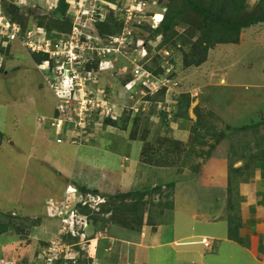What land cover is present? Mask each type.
Instances as JSON below:
<instances>
[{
	"label": "rangeland",
	"instance_id": "1",
	"mask_svg": "<svg viewBox=\"0 0 264 264\" xmlns=\"http://www.w3.org/2000/svg\"><path fill=\"white\" fill-rule=\"evenodd\" d=\"M47 1L54 5L45 4L44 0H21L20 3H25V6L19 8L23 9L22 12L26 15H23L24 24H32L35 20H42L46 24L44 17L52 16L55 12L53 6L56 5L55 0ZM65 1L69 5L70 17L74 13L73 18L76 19L75 16H78L80 11L87 13L89 8L93 7L95 13L92 22L106 20L104 23H108V17H112V22L116 23L115 26L110 22L108 30L103 33L96 27L92 31L86 25L88 22L85 21L84 15L82 23L85 21L86 26L77 28L78 33L97 37L95 40L83 36L88 41V44L84 45L86 48L91 47L90 51L96 50L98 56L94 54L93 62L101 55V67L105 68L86 82L91 90L93 87L97 89L96 97H107V102L110 103V97L114 96L113 100L117 98V102L111 103L112 111L109 117L115 122L116 129L125 131V139L106 135L101 137L100 144L108 146L111 152L118 150L121 154H126L131 160L125 145L130 140L138 141L141 146V167L151 172L146 175L148 181L143 185L138 182L136 187L121 192H106L103 195L97 193L99 190L89 191L93 200L103 198L105 202L99 205L98 212L90 208L88 210L100 213L103 207L104 211L111 212V222H108L110 225L105 226L103 230L99 227L95 230L103 231L104 234L102 237L98 235L91 238V241L93 238H99L98 245L93 244V248L85 252L84 261L76 244H81L87 249L83 244L86 241L68 234L54 242L59 222L50 215L47 201L63 200L65 189L61 196L55 194L59 193L56 190L67 182L74 185L73 182L79 181V170L70 175L69 171L78 163L77 156L88 148L72 145L62 136L55 135L50 123L53 116L58 115V98L54 96V91L48 88L41 71L35 66L36 62L30 57L31 53L29 55L17 41H9L8 47L4 46L0 38V134H3L2 138L0 137V222L7 223L8 229H11L7 234L0 236L2 264H32L34 259L40 257L41 251L44 252L49 246L50 241L55 243L54 264H101L97 256L100 241L109 240L111 245L118 240L116 238L120 237L122 232L135 235L144 227H148L149 222L156 224L158 220L164 223L169 220L175 223L179 219L174 217L172 202L175 201V192L171 193L172 199L171 196L162 198L163 202L172 203L171 209L165 210L158 206V192L151 191L154 187L161 186V190L166 192L165 184L170 181L187 182L194 173L195 166L205 162L206 158L201 157L208 154L209 144L206 137L211 134V140L217 141L219 129L227 130L233 136L226 141V153L240 149L249 154L250 148L254 147L259 156H264V25L256 24L244 29L237 44L216 43L201 53L198 46L201 35L200 16L188 5L182 7V0H149L141 11L143 13L135 11L130 4L131 0ZM195 1L205 9H208L212 2ZM34 2L37 6L26 7ZM246 4L247 11L254 9L255 12H264V0H246ZM125 8L126 11H122ZM154 13H161L164 19L162 28L164 24L169 23L168 30L153 31L147 15ZM96 14L98 18L95 17ZM73 18L70 19L71 27L75 22ZM42 32L56 33L44 29L40 30L39 34H43ZM66 34L70 39L72 31ZM2 35L5 36L0 31V36ZM114 50L120 51V55L114 59L120 63L117 72L124 70V74L120 73L118 76L114 71L115 67H110V60L116 55L113 54ZM93 64V70H96L95 63ZM135 65L144 69V76H131ZM90 66L89 63L86 66L80 61L78 67L81 69L77 72L83 74V69ZM196 94L197 99H193ZM183 95L185 97L181 98ZM215 104L219 107L213 108ZM230 106H234L240 114L233 118L237 119L234 125L244 124L238 129L233 127L231 130L230 126H227L226 115ZM197 119L206 129H212L211 133L203 138L204 143L191 144V126ZM100 126L97 124L96 130L102 129L104 123ZM123 126L127 127L126 130L122 129ZM239 136L242 138H237ZM58 137L63 141L57 143ZM143 145L148 148L147 152L151 158L142 161L140 156ZM92 151L101 152L99 149ZM227 157H230L228 170L236 168L233 160L237 158V154L229 153ZM181 158L186 164H182L184 161H180ZM119 162L120 160L115 162V169ZM258 162L262 164L264 159L261 158ZM58 169L61 174L57 173ZM66 175H69L68 178ZM80 184L76 182L75 185H79L76 187L80 190L85 189L81 187L82 183ZM194 185L193 182L188 183L183 187L186 192H181V195L192 201L193 205L197 204L200 209H205V202L198 199L202 197L198 195ZM118 187L116 185L113 190L123 189L122 185ZM87 188L93 189L89 186ZM180 188L178 187V194ZM218 192L223 196L222 188H218ZM140 198L142 201L137 202ZM147 200L151 203L144 205L143 202ZM130 205L134 214H128V219H125L122 214ZM187 210L188 208H184L182 212H178V217L189 221L188 215H185ZM6 214L10 217L3 216ZM100 214L104 217L109 215L103 212ZM135 214L143 216L142 228L139 230L134 229L136 222L130 223ZM123 221L126 226H121ZM167 227L169 229L168 225ZM110 245L107 247L109 253L113 251ZM158 253L163 254V250L159 249Z\"/></svg>",
	"mask_w": 264,
	"mask_h": 264
},
{
	"label": "crops",
	"instance_id": "2",
	"mask_svg": "<svg viewBox=\"0 0 264 264\" xmlns=\"http://www.w3.org/2000/svg\"><path fill=\"white\" fill-rule=\"evenodd\" d=\"M113 97H110L111 103L117 102V98L113 100ZM196 97H198L197 94L193 96V99H197ZM217 107H219L217 104L213 105V108ZM239 115L235 107L230 106L226 115L229 129L244 125H234L237 119L233 118ZM97 124L100 126L102 123H96L93 126L89 138L81 145L86 146L88 150L77 156L78 163L69 171L70 175L79 170L78 174H81L77 179L79 181L71 182L75 184L79 182V185L82 183L81 187L85 188L84 190L91 192L99 190L97 193L104 195L106 192L114 193L134 188L138 182L143 185L146 180L148 181L146 175L151 171L147 172L141 167L139 142L130 140L125 145L131 157L129 160L126 154H121L118 150L111 152L108 146L104 147L100 144L101 137L106 135L125 139V131L106 124L102 129L96 130ZM222 133L223 137L219 138L205 162L200 165L197 177L189 178L187 182L183 180L182 183L174 181L172 193L175 192V201L172 203L174 217L179 219L175 223L169 220L165 223L158 220L155 229L147 225L149 228L144 227L135 235L122 232V235L116 238L118 240L111 245L109 240L100 241L97 256L101 264H264V163L258 162L261 158L264 159V156H259L254 147L250 148L251 151L248 150L249 154H245L244 150L240 149L237 152L231 150L226 153V141L233 136L227 130ZM206 138L207 144L214 143L211 136L208 135ZM262 147L264 149V145ZM92 149H99L101 152L93 153ZM116 153H118L117 156ZM229 153L237 154V158L233 160L234 166L244 169L234 181L232 187L235 190L231 195L227 190L230 160L227 154ZM117 160L120 162L115 169L113 166ZM57 173L61 174L59 169ZM69 175H66V178ZM191 182L195 184L198 195L202 197L198 199L205 202V209H200L197 204L193 205L192 201L181 195V192H186L184 188ZM66 184L70 183L67 182L59 187L56 190L59 193L55 194L61 196ZM75 184L74 186H79ZM116 185L117 187L122 185L123 189L113 190L116 189ZM88 186L93 189L87 188ZM178 187H181L179 194ZM218 188L223 189V196L219 194ZM169 196L172 199V194ZM229 201L233 202L234 206L231 212L228 209ZM184 208H188L185 215H188L189 221L178 217V212H182ZM230 214L237 218L236 235L239 241L230 237ZM97 228V225H93V230ZM111 230L112 228L109 233ZM108 245L112 246L111 253L107 252ZM159 249L163 250V254L158 253Z\"/></svg>",
	"mask_w": 264,
	"mask_h": 264
},
{
	"label": "trees",
	"instance_id": "3",
	"mask_svg": "<svg viewBox=\"0 0 264 264\" xmlns=\"http://www.w3.org/2000/svg\"><path fill=\"white\" fill-rule=\"evenodd\" d=\"M12 1L14 0H9V1H5L2 4L5 16L10 19L11 21H15V23L20 24L21 28L23 30H27L29 27L31 26H35L37 32L39 33L40 30H48V31H54V32H59L62 33L63 36L68 37V35L66 34V32H69L71 30V17L73 18V15L70 17L69 13H68V3L65 0H58L57 1V5L56 8L54 9L55 12L52 13L51 15H48V17H44V19L47 20L46 24L43 23L42 20H35L36 22L32 23V24H24V16L26 17L25 14H23L24 12H22L23 9H19L21 6L24 5H18L15 1V3H12ZM97 1V0H96ZM147 1L145 3H148L149 0H144ZM188 5L190 7V9H193L194 12H196L199 16H200V25H201V35H200V39L198 40V46L200 48L201 53H204L208 50V48L210 46H212L213 44L219 43V44H237L239 42V37L242 31H244V29H248L249 27L256 25V24H262L264 25V12H255L254 9L250 11H247L246 7V0H212L211 5L209 6L208 9L203 8L198 2H196L195 0H182V7ZM95 6V4H94ZM29 7V6H26ZM25 8V7H24ZM93 8V7H92ZM52 10V11H54ZM124 9H122L123 11ZM180 10H182V8H180ZM91 8H89V10L87 11V13L80 11L79 15L77 16L76 14V19L75 22H73V25L76 24L77 27H82V25H85V21L88 22L86 23V25H88L92 31L95 30V27L100 30V32H104L105 30H108L109 26L111 25L110 22H112V17H108V23H104V21L98 20L96 23L92 22L94 21L93 16H94V9L93 12L90 13ZM24 15V16H23ZM86 17L85 21H83L82 23V16ZM96 18H98V15H95ZM161 17L160 13H156L154 19L155 21H158V19ZM166 16H164L165 18ZM115 17H113L114 19ZM43 19V18H41ZM81 21V22H80ZM164 21V19H163ZM161 22L160 25L157 27L156 25L154 26L155 29L154 30H160V29H165L168 30L169 29V23L168 24H164V28H162L163 23ZM114 23V22H112ZM85 25V26H86ZM114 25L116 26V23H114ZM157 27V28H156ZM213 32H215L213 34ZM2 34V31H1ZM84 37H91L90 39H95L97 40V37L93 38L92 36H89L85 33H81ZM1 39H4L3 35L2 37L0 36ZM86 39V38H83ZM129 40V39H128ZM128 42V41H127ZM1 43V42H0ZM114 43H118V42H114ZM1 47H3L1 45ZM8 47V45H7ZM6 47V48H7ZM33 53L32 57L33 59L40 63L42 62V60H45L48 58L47 54H43L40 53L39 51L37 52H30ZM95 52H92L91 54L87 55L89 60L87 62H85L86 66L89 63L92 64L90 66V68L84 69V74L89 75L87 73H95L98 69V61L101 59V57H99V59H97V61L93 62V60L95 59ZM113 54H116L115 57L110 60L112 62V65L115 67L114 71L117 72V67L120 64L118 61H114V59H116L120 53L119 52H115L113 51ZM97 55V54H96ZM98 56V55H97ZM103 60V59H102ZM198 61V60H197ZM95 63V68L96 70H93L94 64ZM193 65V64H192ZM112 66V67H113ZM111 69V68H110ZM108 69V70H110ZM119 72V71H118ZM116 73V75L118 76L119 73ZM114 76V75H112ZM93 87V86H92ZM94 95L96 94L97 89L95 87L92 88ZM185 96H181V98H184ZM106 102L109 101V99L106 97ZM108 103V102H107ZM110 103V102H109ZM106 104L102 103L100 108L101 112H104L106 109L104 108ZM98 109L95 112H92L89 116V120H88V130L91 131V129L93 128V126L97 123V120L99 121V117H98ZM166 116H164L165 118ZM102 122L106 125H112L116 127L115 122L111 119V117L107 116H102ZM195 124H192L191 126V138H190V143L191 144H202L204 143L202 140L203 138H205V136L208 133H211V129L212 128H207L202 126L201 122L197 119V121H195ZM127 123V122H126ZM126 126H123L122 129L126 130ZM238 129V128H237ZM214 131V130H213ZM224 131H219V133L217 134V141H214V143H211V145L209 144V149H208V154L207 155H203L201 158H207L208 155L210 154V152L212 151V149L215 146V143H217L219 141L220 137H223V133ZM90 133V132H89ZM3 134H0V137L2 138ZM209 136L212 137V135L210 134ZM1 138H0V142H1ZM175 149V148H174ZM147 151L148 148L143 145L142 147V151H141V155L140 156L143 161L146 159H150L151 155L150 153H148ZM187 156H189L187 154ZM180 161H184V159H180ZM183 165L186 164V161H184L182 163ZM197 166V165H196ZM193 170L194 173H192V176L190 178H196L197 175L200 172V164H198V166ZM181 169H183L184 167H179ZM190 168V167H189ZM243 168H230L228 170V194H232L233 190H235V188H233V183L234 181L237 179L238 174L243 173ZM230 172V173H229ZM173 187H174V182L170 181L168 183L165 184V189L166 192H163L161 189V186H156L154 187V189L151 192H155L157 191L159 194V202H158V206L164 209H171L172 207V203L170 202H163L162 198L164 197H168L169 195H171L172 191H173ZM162 191V192H161ZM81 192H86V190H81ZM164 193V194H163ZM142 195V194H141ZM149 196V193L147 194ZM141 202V198L137 201V202ZM150 204L151 202L149 200H147L146 202H143V204ZM102 207V206H101ZM129 207V208H128ZM127 210L122 214L124 216L125 219H128V214H134V210L132 205L128 206ZM233 202L229 201L228 203V209L230 210L229 212H231V210L233 209ZM80 212L83 213H87L90 212L89 210L86 209V207H83L81 209H79ZM109 213V215L107 217L102 216L100 213ZM100 213H92L89 215V218L93 220V225H97L99 224V228L101 230L104 229L105 226H109L110 224L108 222H111V220L109 219V216L111 215L110 211H104L103 207L101 208V212ZM1 214V213H0ZM3 216H9L8 214L3 215ZM111 217V216H110ZM234 215L230 214V223H229V232H230V237L234 238L236 241H239L237 235H236V228H237V218ZM122 221V220H121ZM136 222V224L134 225V229L139 230L142 228V224H143V216L139 215V214H135V217L133 220H130V223H134ZM150 226L152 227V229H155V224H151L149 222ZM148 224V225H149ZM121 226H126V222L124 223V221L122 222ZM124 228V227H123ZM10 232L11 229H8L7 223L5 222H0V236L7 234L6 232ZM100 234V237L103 236V231H99V232H95L94 229V234ZM94 234L92 235V237L94 236ZM99 240V239H98ZM76 248L78 249L81 259L82 261H84V251L80 249L79 245L76 244ZM83 251V252H81ZM93 262L95 263V259H93ZM15 264V263H14ZM88 264V263H87Z\"/></svg>",
	"mask_w": 264,
	"mask_h": 264
},
{
	"label": "built area",
	"instance_id": "4",
	"mask_svg": "<svg viewBox=\"0 0 264 264\" xmlns=\"http://www.w3.org/2000/svg\"><path fill=\"white\" fill-rule=\"evenodd\" d=\"M133 2L135 0H132ZM1 2V0H0ZM145 6V3H137L136 7H133L135 11H142V8ZM95 7V6H94ZM94 8L91 7L90 13H92ZM4 12L3 7H0V13ZM83 11H81L82 13ZM143 13V12H141ZM3 22H0L1 27H5V29H11L13 32L9 33L6 30V34L13 38L15 36V33L17 34L16 39L19 41H23V36L20 35L21 32V26L20 24L15 23V21H11L10 19H3ZM75 33V32H74ZM71 41H75L79 43V38L76 34H73L71 37ZM57 47V45H55ZM79 47L77 48V51H83L85 49V46L83 43H79ZM73 47H69L68 49H72ZM53 56L59 58L57 59V62H68L71 60V58L66 57V59H63L61 54L58 53H52ZM61 56V57H60ZM80 57L81 54L77 53V58ZM79 63V62H77ZM68 64V63H66ZM72 68L74 67V60L71 62ZM48 67V63H44L40 66V68H46ZM63 67L58 66L57 70L53 71L52 74L49 76H46L45 79L48 83V85L55 91L56 95L59 97L58 105L56 106V109L58 111L57 116H53V119L50 123L51 127L54 129L55 135L62 136L64 139H67L71 144L81 146L84 144V142L89 138V130H88V120L89 116L92 112H95L98 109V117H101L100 113H103L100 111V101L94 100L95 96L91 91L86 90V80L85 84H83V80L76 81L79 76H83L80 74V72H71L65 75V78H68L70 75V82L74 81L75 85H77V92L70 96V94L65 93L62 89H60V81L62 77H60L58 74H63L62 69ZM65 69H68L69 67H64ZM122 72H124L123 69H121ZM133 75L137 78L139 76H144V69H141L139 66H134L132 68ZM54 73V74H53ZM59 81V82H58ZM103 93V91H102ZM101 98V97H100ZM103 98V96H102ZM102 102H106V100L101 99ZM111 105H109L106 102V105L104 108L106 111L104 112V115H110L111 108L108 110V108ZM63 139L56 138V142L60 143ZM74 191V190H73ZM93 196L91 193H82L78 192L76 194H72L69 190L64 191L63 194V200L57 201L54 199H50L47 201L48 209L50 215L57 219L59 222L58 229H57V237L54 242H57L58 240L62 239L63 233L65 231H68V234H70L73 238H79L81 241L85 244H91L93 245L94 242L89 241V237H87L86 232H84L82 235L74 236L76 229H80L81 227H88L89 224V215L92 213L87 212V214L79 213V209L83 207H87L88 209H92L94 211L100 210L99 204L91 205V202H93ZM60 237V238H59ZM97 238H93L92 241H94ZM54 242H49V246L46 247L43 251H41V254H39V258H41V261L37 264H54V261L56 259L55 254L53 253V248L55 247ZM93 255V252L91 253ZM2 264V262H0Z\"/></svg>",
	"mask_w": 264,
	"mask_h": 264
},
{
	"label": "bare ground",
	"instance_id": "5",
	"mask_svg": "<svg viewBox=\"0 0 264 264\" xmlns=\"http://www.w3.org/2000/svg\"><path fill=\"white\" fill-rule=\"evenodd\" d=\"M9 1V0H8ZM14 1H16V3H18L19 5H24L25 3L24 2H21L20 3V1L21 0H18L19 2H17V0H14ZM46 1V3L45 4H48L49 5V3H51L50 1L48 2L47 0H44V2ZM56 1V5H57V1L58 0H55ZM2 2H4V0H1V2H0V7H2ZM35 4V5H34ZM51 4H53V3H51ZM145 4H147V3H145ZM54 5V4H53ZM56 5L55 6H53V7H55L56 8ZM25 6V5H24ZM32 6H37V4L34 2L33 4H31V6H29V8L30 7H32ZM54 8V9H55ZM52 9V8H51ZM93 12V11H92ZM7 19L8 20V18L5 16V13L4 12H1L0 13V22H3L4 20L3 19ZM78 27L76 26V25H73L72 27H71V30L70 31H72V34H71V37H72V35L73 34H76L77 35V37L79 38V43L81 42V43H83V44H88V41H86V39H83V35L81 34V33H78L77 32V29ZM6 30H7V32H9V33H12L13 31L11 30V29H5V27H1L0 26V31H2L4 34H5V36H4V39H2L1 40V42H2V44L4 45V46H7V44H8V42L9 41H19L18 39H16V36H17V34L15 33V36L13 37V38H10L7 34H6ZM24 31H25V35H24ZM75 32V33H74ZM40 33V32H39ZM38 32H37V30H36V27L35 26H31V27H29L27 30H23L22 28H21V32H20V35L21 36H23V38H24V40L23 41H20V42H18L25 50H27V52H42V51H46L48 48H49V45H48V42L50 41V40H55L57 43H56V45L58 46L57 48H54V49H51L50 51H49V53H58V54H61L62 56H64V57H69V58H71V60L70 61H68V62H59V63H56L54 66H53V68L52 69H54L55 71L57 70V67L58 66H61V67H63V68H61L62 69V72H63V74H58L60 77H62L66 82H69L68 81V79H66L65 78V75L66 74H68V73H71V72H75V71H79L81 68H79L78 67V64H80V61H82V63H84L85 64V62H87L88 60H89V58H88V56L87 55H89V54H91L92 52H95L96 53V50H92L91 49V51L89 50V48H91V47H87L86 48V46H85V49L83 50V51H77V48L79 47L78 45H79V43L78 42H75V41H71V37H70V39H69V37H65V36H63V34L62 33H59V32H56V33H53V34H50V33H46V32H42L43 34H39ZM78 33V34H77ZM129 39V38H128ZM128 39H127V41H128ZM62 44H64V45H62ZM69 47H73L72 49H68ZM110 51V50H109ZM115 51V50H114ZM115 52H120L119 50L118 51H115ZM77 53H80L81 54V56L79 57L78 56V58H77ZM97 54V53H96ZM98 55V54H97ZM101 55H99V57H100ZM73 60H76L75 62H74V67L72 68V64H71V62L73 61ZM102 59H100L99 61H98V69H97V71L95 72V73H87V74H89V75H86V74H84V72H83V74H81V75H83V76H79L78 77V79H76V81H79V80H85L86 78H93L94 77V75H96L97 74V72L98 71H101V70H104L105 68H102L101 67V63H102ZM77 62H79V63H77ZM110 62V61H109ZM66 63H68V64H66ZM77 65V66H76ZM69 67L68 69H65L64 67ZM113 66V65H112ZM112 66H110L111 68H112ZM107 69V68H106ZM108 69H110V68H108ZM58 71V70H57ZM83 71H84V69H83ZM88 79V80H89ZM87 83V82H86ZM88 84V83H87ZM96 93H97V91H96ZM98 97H100V96H97L96 97V94H95V99L94 100H99L100 101V103L102 104V103H104V104H106V102H102L101 101V99H103V100H106L105 98H98ZM101 106V105H100ZM110 109V107L108 108V110ZM106 111V110H105ZM104 111V112H105ZM64 189H66V190H69L73 195L74 194H76V193H78V192H81V190H80V188H77L76 186H74V185H72V184H66V186L64 187ZM74 190V191H73ZM88 193H89V191H87ZM87 192H82V193H87ZM105 202V200L103 199V198H99L98 200H94L93 202H91V205H95V204H99V205H101V204H103ZM86 209L88 210V208L86 207ZM90 211V210H89ZM79 213H82V214H87V213H83V212H80L79 211ZM94 213V212H93ZM92 214V213H91ZM90 220H92V219H90L89 218V221ZM93 221V220H92ZM88 226H89V224H88ZM87 228L88 227H81L80 229H76V231H74L75 233L73 234L74 236H78V235H82L84 232H86V235H87V237H89V241L91 240V238H92V235L94 234V230L92 229V231L90 232V233H87ZM92 228H93V224H92ZM63 235H68V231H65L64 233H63ZM98 235H100L99 233H97V234H94V236H98ZM93 236V237H94ZM99 238H97V240L95 241H90V242H94V244L95 245H98V240ZM84 244V246H86L87 247V249L85 248H83L82 246H81V244H77V245H79V247H80V249L81 250H83L84 251V254H85V252H87V251H89V250H91V247H92V245L91 244H85V243H83ZM93 248V247H92ZM86 250V251H85ZM94 255V254H93ZM41 261V258H39V257H37L36 259H34V261H33V263L32 264H37V263H39ZM1 262H3V261H1ZM12 264H14L13 262H12Z\"/></svg>",
	"mask_w": 264,
	"mask_h": 264
},
{
	"label": "clouds",
	"instance_id": "6",
	"mask_svg": "<svg viewBox=\"0 0 264 264\" xmlns=\"http://www.w3.org/2000/svg\"><path fill=\"white\" fill-rule=\"evenodd\" d=\"M132 1V0H131ZM145 3L146 1H144V0H135L134 2L132 1L130 4H132L131 6H133V7H136L137 6V3ZM12 3H15V1H12ZM145 7V6H144ZM143 7V8H144ZM142 8V9H143ZM125 11H126V8L124 9ZM137 13H141V11L140 12H138L137 11ZM155 15H156V13H154V14H152V15H147V17L150 19V22L152 23V28L153 29H155V25L158 27L159 25H160V23L163 21V16L161 15V13H160V15H161V17L158 19V21H155V19H154V17H155ZM156 27V28H157ZM24 34H25V31H24ZM17 42H20V41H17ZM56 41L54 40H50L49 42H48V45H49V48L46 50V51H42V52H40V53H43V54H47V56H48V58L47 59H45V60H42V62H40V63H38V62H36L34 59H33V57H32V54L33 53H31V55L29 54L30 52H28V54L30 55V57L33 59V61L34 62H36L35 63V66H36V68L37 69H39L40 71H41V73H42V77H43V79H44V81L46 82V84H47V86H48V88L51 90V91H54L49 85H48V83H47V81H46V79H45V77L46 76H49L50 77V75L52 74V72L54 71V69H52L53 68V66L56 64V63H59L60 61H58L57 62V59L59 60V58H57L56 59V57L55 56H53L52 55V53H49V51L51 50V49H54V48H57L55 45H56ZM61 57V56H60ZM63 57V59H66V57H64V56H62ZM76 60H74V62H75ZM44 63H48V67H46V68H40V66L41 65H43ZM120 73L121 74H124L121 70H120ZM120 73H119V75H120ZM133 73V72H132ZM67 75V74H66ZM131 76L132 77H134V75L133 74H131ZM69 77H70V75H69ZM66 78V79H68V81L69 82H66L63 78L61 79V80H59L60 81V89H62L65 93H68V94H70V96H73L76 92H77V90H78V88H77V85H75V82L74 81H71L70 82V78ZM58 81V82H59ZM86 90L87 91H91V93H93V90H91L90 89V87H89V85L86 83ZM54 96H56L57 98H58V100H59V97L56 95V93H55V91H54ZM93 95H94V93H93ZM98 95V94H97ZM95 96V95H94ZM108 104L109 105H111V103H109L108 102ZM57 105H58V103H57ZM111 111H112V106H111ZM101 114V117L99 118V120H101V118H102V116H105L104 115V112L103 113H100ZM108 116H110V115H108ZM98 121V120H97ZM98 123H102V121H98ZM90 134V133H89ZM88 139V138H87ZM86 142V141H85ZM72 145H74V144H72ZM83 145V144H82ZM77 146V145H76ZM227 187H228V184H227Z\"/></svg>",
	"mask_w": 264,
	"mask_h": 264
},
{
	"label": "water",
	"instance_id": "7",
	"mask_svg": "<svg viewBox=\"0 0 264 264\" xmlns=\"http://www.w3.org/2000/svg\"><path fill=\"white\" fill-rule=\"evenodd\" d=\"M92 224H93V221L92 220H90L89 221V226H88V228H87V233H90L91 231H92Z\"/></svg>",
	"mask_w": 264,
	"mask_h": 264
}]
</instances>
